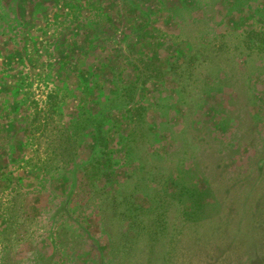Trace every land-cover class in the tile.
I'll list each match as a JSON object with an SVG mask.
<instances>
[{"label":"rangeland","instance_id":"obj_1","mask_svg":"<svg viewBox=\"0 0 264 264\" xmlns=\"http://www.w3.org/2000/svg\"><path fill=\"white\" fill-rule=\"evenodd\" d=\"M0 264H264V0H0Z\"/></svg>","mask_w":264,"mask_h":264},{"label":"trees","instance_id":"obj_2","mask_svg":"<svg viewBox=\"0 0 264 264\" xmlns=\"http://www.w3.org/2000/svg\"><path fill=\"white\" fill-rule=\"evenodd\" d=\"M247 67H248V66H247ZM138 122H140V120H138L137 123H138ZM132 133H134V131L131 132V134H132ZM217 158H221L220 155H219Z\"/></svg>","mask_w":264,"mask_h":264}]
</instances>
